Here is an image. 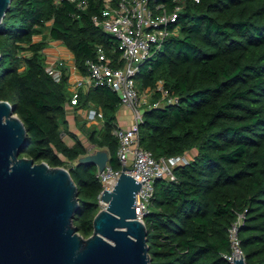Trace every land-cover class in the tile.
<instances>
[{
    "label": "trees",
    "instance_id": "trees-1",
    "mask_svg": "<svg viewBox=\"0 0 264 264\" xmlns=\"http://www.w3.org/2000/svg\"><path fill=\"white\" fill-rule=\"evenodd\" d=\"M100 8L97 0L85 10L71 2L12 0L0 24V100L14 106L28 132L20 157L69 169L80 204L74 226L84 238L94 232L103 186L94 163H79L89 151L69 130L68 107L101 108L102 128L85 125L83 132L119 170L113 129L121 99L98 86L80 90L72 105L68 76L56 82L46 72L44 51L61 43L87 75L98 46L111 55L117 43L93 22ZM179 24L180 33L137 76L141 93L153 90L151 103L161 98L159 82L180 100L146 107L141 146L156 158L196 151L174 169L175 180L155 183L146 218L151 264H232L224 255L233 253L229 228L239 215L242 256L264 264V0H183Z\"/></svg>",
    "mask_w": 264,
    "mask_h": 264
},
{
    "label": "water",
    "instance_id": "water-1",
    "mask_svg": "<svg viewBox=\"0 0 264 264\" xmlns=\"http://www.w3.org/2000/svg\"><path fill=\"white\" fill-rule=\"evenodd\" d=\"M11 1L0 0V24ZM27 141L14 106L0 100V264H151L146 224L136 213L141 183L126 167L113 190L103 191L106 207L84 238L74 226L80 204L69 169L20 157ZM109 160L100 149L79 163L103 171ZM241 257L233 264H247Z\"/></svg>",
    "mask_w": 264,
    "mask_h": 264
},
{
    "label": "built area",
    "instance_id": "built-area-1",
    "mask_svg": "<svg viewBox=\"0 0 264 264\" xmlns=\"http://www.w3.org/2000/svg\"><path fill=\"white\" fill-rule=\"evenodd\" d=\"M100 3L99 14L93 17V22L106 33L116 38V45L111 55L103 45L97 48L96 58L86 63L87 75L82 76L77 72L75 62L73 66L68 60L59 55L44 51L46 56V72L56 82L63 76H68V85L72 92L71 103H78L79 92L84 89L106 86L117 92L121 105L129 108L133 113V123L128 128L118 124L113 129V134L119 140L118 158L121 169H113L108 163L103 171L97 173L103 190L99 195L101 209L106 207L102 200L104 190H113L121 176L123 168L126 173L133 176L141 189L136 194L137 219L146 224V218L151 213L155 199V183L159 179L168 178L175 180L174 169L187 163L185 156L156 158L153 152L140 144V125L144 122V112L153 107L165 105H178L179 98L171 96L159 82L158 90L161 98L154 103L146 102V93L153 91L147 89L141 93L138 87L137 76L144 64L154 61L163 50L166 40L180 33V13L183 10V0H97ZM199 2L200 0H195ZM58 4L71 2L79 10L88 8L91 0H56ZM147 104V105H146ZM141 108L144 110L142 111ZM101 108L92 109L90 123L102 117ZM244 215L229 228V240L233 253L225 254L224 258L233 264L234 253L240 249L239 230L244 222Z\"/></svg>",
    "mask_w": 264,
    "mask_h": 264
},
{
    "label": "rangeland",
    "instance_id": "rangeland-1",
    "mask_svg": "<svg viewBox=\"0 0 264 264\" xmlns=\"http://www.w3.org/2000/svg\"><path fill=\"white\" fill-rule=\"evenodd\" d=\"M36 39L40 40L41 38L38 36V37H36ZM48 51L51 54L65 57L68 60V63L71 66H73L74 58L73 57L67 58V55L65 56L64 51H66V49L63 48L62 50H58V51H54V50L49 49ZM142 92L144 93V91H142ZM145 95H146V97H145L146 98V102L147 103H151V98L153 97V91H150L149 93H146ZM74 109H75V112L69 113V116L67 114V117H66V119L68 121V124H69V130H71L70 124H72V122L74 121L77 124V125H75V128H78V131H76V133L78 132L77 135L83 141V143L86 145V147H87V149L89 151V154L100 150V148H98L96 145L90 143L87 134H85V132H83L84 129H85L84 126L86 125V123L88 121H91L90 112H91L92 109H94V107L89 106V105L87 107L86 106L84 107V105L82 104V105H80L78 107H74ZM141 110L143 111L144 109L141 108ZM68 111H69V109H68ZM70 114L71 115L72 114L75 115L74 119H72V117H70L71 116ZM93 123L94 124H92V127H90L91 129H94V128L101 129L102 128V125H103L102 119L97 118V119H95L93 121ZM85 131H87V129H85ZM63 136H64L65 141L68 143V145L72 146L74 144L73 139H71L69 136H67V135H63ZM102 150H106V149H102ZM195 154H196V151L193 150L192 152L187 153L186 157H187L188 160H191L195 156Z\"/></svg>",
    "mask_w": 264,
    "mask_h": 264
},
{
    "label": "crops",
    "instance_id": "crops-1",
    "mask_svg": "<svg viewBox=\"0 0 264 264\" xmlns=\"http://www.w3.org/2000/svg\"><path fill=\"white\" fill-rule=\"evenodd\" d=\"M63 48L66 49L61 43L53 41L50 43L49 48H47L46 50L48 53H50L48 51L49 49L54 50V51H58V50H62ZM64 54H65V56L67 55V58L73 57V55L69 51H67V49H66V51H64ZM82 90H84V89H82ZM69 91L71 93V98H72V92H71L70 87H69ZM68 108H69V111H68V116H69V113L75 112V109H74V106H69ZM74 116L75 115L72 114L70 117H72V119H74ZM100 119H102V121L104 120L103 114H102V117H100ZM132 123H133L132 111L129 108H126V107L121 105V107L119 108V110L117 112V124L123 128H128L132 125ZM92 124H94V123L93 122L90 123L89 121L86 123L87 126H90ZM75 125H77V124L74 121L72 122V124H70L72 132L76 133V131H78V128H75Z\"/></svg>",
    "mask_w": 264,
    "mask_h": 264
},
{
    "label": "bare ground",
    "instance_id": "bare-ground-1",
    "mask_svg": "<svg viewBox=\"0 0 264 264\" xmlns=\"http://www.w3.org/2000/svg\"><path fill=\"white\" fill-rule=\"evenodd\" d=\"M241 255H242V254H241L239 251H237V252L234 253V257H235V259H240V258H242ZM233 263H234V258H233Z\"/></svg>",
    "mask_w": 264,
    "mask_h": 264
}]
</instances>
